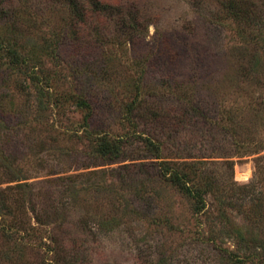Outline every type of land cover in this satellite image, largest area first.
I'll return each instance as SVG.
<instances>
[{
    "label": "rangeland",
    "instance_id": "1",
    "mask_svg": "<svg viewBox=\"0 0 264 264\" xmlns=\"http://www.w3.org/2000/svg\"><path fill=\"white\" fill-rule=\"evenodd\" d=\"M27 1L0 0V33L39 58L0 60V199L27 185L36 206L0 219V264H264V0H100L84 22ZM100 136L117 160L93 155ZM196 161L256 251L156 178Z\"/></svg>",
    "mask_w": 264,
    "mask_h": 264
},
{
    "label": "trees",
    "instance_id": "2",
    "mask_svg": "<svg viewBox=\"0 0 264 264\" xmlns=\"http://www.w3.org/2000/svg\"><path fill=\"white\" fill-rule=\"evenodd\" d=\"M31 1L34 2L33 0ZM31 1L28 0L27 3L23 5V8L25 9L23 12L28 11V4L30 5ZM49 2L51 5L65 9L66 11H68V13L74 16L75 21L81 22L87 20V16H89L87 10L89 8H92L93 11L96 12L95 16L97 17L101 12L108 11V9L111 7L110 5H107L100 0H49ZM3 9L4 7H1V11ZM5 24H8L10 26V24L13 25L14 23L11 19L10 21H8L7 19ZM2 59L6 60L7 64L13 71L27 73L28 65L31 63L34 65L35 61L39 58L33 50H31L30 52H26L25 49L19 43H17L15 39H5V36L0 33V60ZM43 97H45V95L42 94V98ZM68 100L72 101L73 105L79 111L84 112V122L86 126H89L93 118V106L87 99V97L83 95H70ZM132 108L133 107L130 106L129 111H131ZM151 148H156V146L153 144L151 145ZM91 150L95 157H99L108 161H115L121 156L122 143L115 140L112 141L104 138L103 136H100L97 140L93 141ZM200 163L203 162L196 161L185 163L175 167L176 165L174 164L164 162L161 164L160 171L156 174V178L160 182L165 181L171 187L177 189L183 197L191 202V206L195 213H202L206 208L209 207L211 209H214V213L216 214L215 218L218 220L217 222H221V224L223 225L231 226L230 229L233 230L234 236L239 240V243L241 245L243 244L246 251H256L257 248L252 242L251 243L254 247L249 246L250 241L246 239L241 229H239L238 227L234 229V226L232 224H228L229 219L224 213V208L226 205L228 206V203L218 191V187L222 182L216 181V179L214 180V178L211 177H201L200 175H198L199 170H197L196 167L200 165ZM250 185L246 186L245 188L251 189ZM20 187L22 188V194H19L20 199L15 198L12 201L15 208H13V206L7 205L2 198L0 199V219L6 220L8 230H13L17 227L19 228L20 226H22V223H17L15 219H13V221L11 222L13 211L17 212L20 208H24L22 206H24L25 202L27 204L28 202H30L32 204V207L36 206L34 195H27L26 190L23 188H27L28 186L20 185ZM253 195L254 192L250 196V198ZM251 201L253 204H255L257 203L258 198L252 199ZM16 204H20V206H16ZM243 204L244 203H241L239 206L243 207ZM223 225L222 229L224 227ZM260 247L263 248L262 245H260ZM227 256L231 257L229 258V260L233 262L232 264H239L237 259L240 256H238L235 251H228Z\"/></svg>",
    "mask_w": 264,
    "mask_h": 264
}]
</instances>
